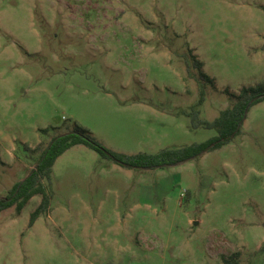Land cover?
Masks as SVG:
<instances>
[{"label": "rangeland", "instance_id": "rangeland-1", "mask_svg": "<svg viewBox=\"0 0 264 264\" xmlns=\"http://www.w3.org/2000/svg\"><path fill=\"white\" fill-rule=\"evenodd\" d=\"M263 82L264 0H0V198L76 126L119 153L178 150L218 135L194 111L213 122ZM45 184L32 227L41 195L0 213V264H264V102L199 159L129 170L76 146Z\"/></svg>", "mask_w": 264, "mask_h": 264}, {"label": "trees", "instance_id": "trees-1", "mask_svg": "<svg viewBox=\"0 0 264 264\" xmlns=\"http://www.w3.org/2000/svg\"><path fill=\"white\" fill-rule=\"evenodd\" d=\"M197 66H199V69L203 67L200 63H197ZM200 76L206 83H214V80L202 71ZM204 95L203 91L199 106L204 102ZM231 97L236 102L230 108L223 110L213 122L199 121V111L193 113L194 128L203 127L215 130L218 135L204 143L193 144L178 150L166 149L157 154L139 153L128 155L119 153L96 141L87 129L80 126H76L74 131L54 137L41 151L36 167L30 171L23 181L17 183L5 198H0V213L16 208L17 213L20 215L33 197L41 195L42 202L31 215L30 227L41 216L49 214L51 212V195L45 181L51 182L53 168L57 160L76 146H85L125 169L156 170L199 159L206 153L229 145L237 136L241 135L247 114L251 108L264 102V82L255 86L244 87L238 95H232ZM46 131L44 130V132ZM256 256H264V246ZM222 261L224 264H240L242 261L241 254L236 253L229 258L223 256Z\"/></svg>", "mask_w": 264, "mask_h": 264}]
</instances>
